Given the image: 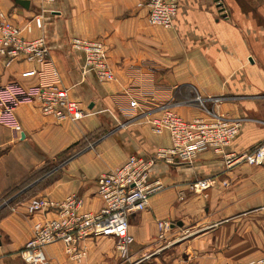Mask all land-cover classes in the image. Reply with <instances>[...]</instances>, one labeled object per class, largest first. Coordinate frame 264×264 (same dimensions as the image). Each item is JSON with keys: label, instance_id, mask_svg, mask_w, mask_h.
Segmentation results:
<instances>
[{"label": "crops", "instance_id": "1", "mask_svg": "<svg viewBox=\"0 0 264 264\" xmlns=\"http://www.w3.org/2000/svg\"><path fill=\"white\" fill-rule=\"evenodd\" d=\"M140 1L44 5L41 0H0V13L20 24L42 14L43 28L24 34L46 39L49 66L86 111L79 120H58L45 116L38 102L22 104L16 110L20 133L0 124V199L16 191L0 205V264H26L21 251L41 218L28 214L32 198L62 201L76 194L84 199L85 211L97 212L103 207L97 186L101 174L131 155L149 158L170 146L168 133L156 135L146 119L137 118L144 110L170 100L183 118L193 119L204 115L195 101L198 94L223 97L221 113L242 119L226 151H248L264 139V0H180L170 30L150 25ZM75 37L105 42L115 81L103 83L84 68V53L70 45ZM38 69L27 62L6 66L0 56V84L36 85ZM141 80L156 89L155 100L142 102L127 116L133 99L128 92ZM64 155L72 157L39 175ZM204 178L215 185L205 192L190 189ZM150 179L163 188L144 212L130 218L126 255L114 237L89 238L79 244L80 259L70 256L63 243L47 246L49 264H230L264 255V165L229 168L222 155L206 151L191 164L157 163ZM160 222L171 224L163 238Z\"/></svg>", "mask_w": 264, "mask_h": 264}, {"label": "built area", "instance_id": "2", "mask_svg": "<svg viewBox=\"0 0 264 264\" xmlns=\"http://www.w3.org/2000/svg\"><path fill=\"white\" fill-rule=\"evenodd\" d=\"M41 2L48 5L55 0ZM179 4L180 0H141L138 8L147 11L150 25L170 30ZM43 26L42 14L30 17L23 25L15 22L9 14L0 13V56L6 58V66L20 62L36 63L39 66L36 85L25 86L18 81L0 84V124L17 133L22 130L16 110L22 104L38 102L45 116L58 120H79L86 113L82 104L72 100L68 91L61 86L58 70L49 66L51 55L46 39L29 38L24 34L25 31L32 33L34 28L40 30ZM70 45L84 53V68L92 71L99 81L107 83L116 80L109 62L108 48L103 40L75 37ZM155 91L153 85L144 80L131 86L128 93L133 99L127 116L134 115L143 106L142 102L154 101ZM139 97L144 99L140 100ZM169 101L154 110H144L137 118L146 119L156 135L168 133L170 146L159 149L149 158L131 155L123 165L101 174L97 186L103 207L99 211H85L84 199L76 194L68 195L62 201L45 196L29 201L28 214H40L41 218L35 221L33 236L21 251L26 264H49L45 249L56 243H63L70 256L80 259L84 252L79 250V244L98 237L116 238L117 249L126 255L132 242L130 218L144 212L149 207L151 197L163 188L160 181L150 179L151 168L161 161L170 165L191 164L198 154L213 151L223 156L229 168L239 164L264 165V139L248 151H226L238 135L242 119L230 118L221 113L220 106L225 98L198 94L195 101L204 115L193 119L183 118L176 111L175 103ZM215 183L211 178L198 179L192 182L190 189L205 192ZM178 198L181 201L185 199L184 191L179 192ZM170 227V223H159L160 238L164 237ZM230 264H264V255Z\"/></svg>", "mask_w": 264, "mask_h": 264}, {"label": "rangeland", "instance_id": "3", "mask_svg": "<svg viewBox=\"0 0 264 264\" xmlns=\"http://www.w3.org/2000/svg\"><path fill=\"white\" fill-rule=\"evenodd\" d=\"M101 135H102V133H99L96 136H97V138H99ZM66 158H67V155H64V156L60 157L57 161H54V163H52L51 165L46 166L41 171V173L39 175L42 177L45 174L49 173V171L51 169H55L56 167L60 166L65 161ZM161 162H163V161H161ZM161 162H159V163H161ZM40 176H38V177H40ZM20 188H22V187H20ZM15 192L16 191H12V192H9L7 194H4V196L0 199V203L1 204L7 203L9 201V199H11L13 196H15Z\"/></svg>", "mask_w": 264, "mask_h": 264}, {"label": "trees", "instance_id": "4", "mask_svg": "<svg viewBox=\"0 0 264 264\" xmlns=\"http://www.w3.org/2000/svg\"><path fill=\"white\" fill-rule=\"evenodd\" d=\"M72 157V155H70V156H68L66 159H65V161H67V160H69L70 158ZM64 161V162H65ZM21 191V190H20ZM23 195H21V196H18L16 199H19V198H21ZM15 199V198H14ZM13 201V200H12ZM1 204V203H0ZM2 209V208H1Z\"/></svg>", "mask_w": 264, "mask_h": 264}, {"label": "water", "instance_id": "5", "mask_svg": "<svg viewBox=\"0 0 264 264\" xmlns=\"http://www.w3.org/2000/svg\"><path fill=\"white\" fill-rule=\"evenodd\" d=\"M26 5L28 4V2L25 3Z\"/></svg>", "mask_w": 264, "mask_h": 264}]
</instances>
